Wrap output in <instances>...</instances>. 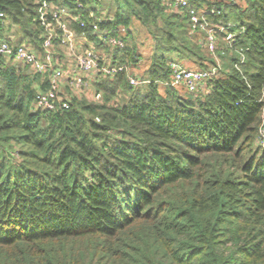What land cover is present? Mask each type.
<instances>
[{
    "label": "trees",
    "instance_id": "trees-1",
    "mask_svg": "<svg viewBox=\"0 0 264 264\" xmlns=\"http://www.w3.org/2000/svg\"><path fill=\"white\" fill-rule=\"evenodd\" d=\"M49 1L91 40L97 17L137 22L154 51L144 83L120 71L54 110L33 109L47 78L0 56V264H264V0ZM36 10L0 0V39L40 49ZM196 12L223 27L214 54ZM172 52L217 72L195 94L172 85Z\"/></svg>",
    "mask_w": 264,
    "mask_h": 264
},
{
    "label": "built area",
    "instance_id": "built-area-1",
    "mask_svg": "<svg viewBox=\"0 0 264 264\" xmlns=\"http://www.w3.org/2000/svg\"><path fill=\"white\" fill-rule=\"evenodd\" d=\"M161 4L169 10H182L190 7L189 0H160ZM37 6V19L44 31L41 33L40 49L31 43L12 44L8 40L0 39V56L14 63L28 67L31 72L47 78L50 87L46 92H37L33 109L38 107L54 110L57 106L66 108L69 106V96L63 92V84H67L70 90H93V82L100 77H111L120 71L129 72L126 62H119L113 57L115 49H124L127 39L124 34H112L109 29L101 28L103 19L97 17L96 22L91 23V33L98 41V46L106 50V54L99 52L94 47L85 33L77 34L71 28V22L76 20L69 9L64 6L52 4L49 0H35ZM82 8L81 4L78 5ZM91 16H94L93 12ZM4 14L0 12V18ZM108 18V21H111ZM191 30L200 28L205 31L204 40L207 50L214 54L217 38L216 32L223 30L218 24H210L205 20L201 12L194 13L191 17ZM83 24V21H80ZM125 29L121 28V32ZM234 32H227L225 40H233ZM60 48L63 57H56V49ZM127 61V60H126ZM171 84L183 85L189 92L195 94L206 86V82L217 72V66L205 70L190 69L181 62H170ZM128 83L136 87L145 81L135 75L127 76ZM93 99L99 100V94L93 91ZM99 119L96 118V121Z\"/></svg>",
    "mask_w": 264,
    "mask_h": 264
},
{
    "label": "rangeland",
    "instance_id": "rangeland-1",
    "mask_svg": "<svg viewBox=\"0 0 264 264\" xmlns=\"http://www.w3.org/2000/svg\"><path fill=\"white\" fill-rule=\"evenodd\" d=\"M104 8H105L104 10L107 9L105 7V5H104ZM102 15H104V11L102 12ZM133 24H134V26H132L130 35H127V33L125 31L121 32V28H120V33L124 34L126 39H127V45L124 49H120V50L115 49L112 52V54H113V57L115 56V58L117 60H119L120 57H123L125 55L126 51H132V49L128 50V48H130L131 45L136 44V48H134L133 55L138 53L140 59H138L134 63V65L129 66V68H130L131 72L133 71L135 73V75H137V77H139L141 79V78H144L146 65L149 64L151 61L150 59L152 58V53L154 51V47H153L154 41L151 39L149 34L146 32V30H144V28L142 26L137 24V22L133 23ZM8 31L9 32H7V31H4V32H7L9 35L13 34L16 31V28L14 26H11ZM90 41H92L94 43L93 44L94 47L97 48L99 52L106 54L107 51L103 50L102 47L98 46V44H99L98 41L97 42L94 40H90ZM168 56L171 57V62H181L182 64L187 66V68H190L191 65H193L186 58H178L176 54H173V52L170 53V55H168ZM56 57H63V52L60 48L56 49ZM135 57L137 58V56H135ZM214 58L216 60H218L217 57H214ZM223 61L225 62L226 60H223ZM218 63H219V66H221V67L223 66L222 60L220 61V59H219ZM195 67H197V66H195ZM195 67H192L190 69H195ZM159 90H160V92H163V86H159ZM63 92L66 93L69 97H71L70 95H73V98L76 96V97H81V98L83 97L85 99L93 100L91 98L92 94H93L92 89L91 90H84V91H80V90L68 91L66 89H63ZM94 100H96V99H94Z\"/></svg>",
    "mask_w": 264,
    "mask_h": 264
},
{
    "label": "crops",
    "instance_id": "crops-1",
    "mask_svg": "<svg viewBox=\"0 0 264 264\" xmlns=\"http://www.w3.org/2000/svg\"><path fill=\"white\" fill-rule=\"evenodd\" d=\"M128 66H130V65H128ZM129 71L131 72L130 68H129ZM132 73H134V72L132 71Z\"/></svg>",
    "mask_w": 264,
    "mask_h": 264
}]
</instances>
